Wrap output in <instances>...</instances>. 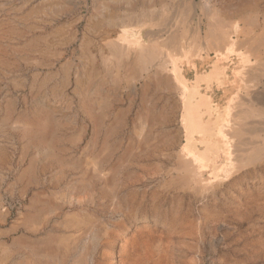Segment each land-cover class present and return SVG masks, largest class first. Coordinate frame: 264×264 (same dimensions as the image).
I'll use <instances>...</instances> for the list:
<instances>
[{
	"label": "rangeland",
	"instance_id": "374dc122",
	"mask_svg": "<svg viewBox=\"0 0 264 264\" xmlns=\"http://www.w3.org/2000/svg\"><path fill=\"white\" fill-rule=\"evenodd\" d=\"M96 1L0 0V208L18 190L32 205L14 224L31 215L36 238L55 235L83 264H264V118L230 119L226 106L225 148L201 163L159 71L178 59L181 35L168 34V56L154 38L126 55L115 34H92L106 27L90 18ZM144 1L163 6L168 31L191 29L194 16L201 66L210 29L224 33L217 47L230 31L215 10L242 17L264 74V0ZM149 56L155 84L130 86V64Z\"/></svg>",
	"mask_w": 264,
	"mask_h": 264
},
{
	"label": "crops",
	"instance_id": "0c3cea01",
	"mask_svg": "<svg viewBox=\"0 0 264 264\" xmlns=\"http://www.w3.org/2000/svg\"><path fill=\"white\" fill-rule=\"evenodd\" d=\"M219 10L220 12H218ZM219 10H215L218 14H215L218 17L215 21L227 26L230 31L224 45L217 47L214 42V44H211V40L213 41L218 37L224 38V33L220 30L210 29L207 35L210 39V50L208 53L209 58L206 59V66H201L200 60L195 58L199 49L197 40L199 41L201 29L199 23L197 25L194 23V16L191 29L184 30L179 27L177 30L168 31V16L163 6L157 7L150 3L146 5L144 0H104L103 3L102 1L94 3L90 18L92 22L102 18L105 19L104 24L106 23V27L102 31H93L92 34H98L99 38L102 36L104 38L111 37V35L101 36L100 34H115L113 38H115L118 49L130 56L149 52L147 48L151 47L152 38L156 40L157 45H160L164 55L167 54L168 56L169 46L168 39H166L168 34L181 35L183 43L177 47L176 52H170L178 58L175 72L168 62L163 63L159 71L177 93L178 117L184 134L185 111L187 112L190 106H195L196 103L193 102L196 100L194 101V99L196 98L199 101L200 98L202 99V94L205 97V100H202L209 106H227L229 108L228 118L230 119L232 117L234 120L239 121L245 119V123L248 124L249 119L254 120L252 123L255 121L259 123L260 119L263 120L264 118V94L260 91L261 86H259V81L263 83L264 74L258 59L259 47H250L246 41H243V36L247 35L245 34L247 27L242 17L237 18L226 15L223 9L220 8ZM190 37L192 38V44L186 46L185 38ZM260 51L262 52V49ZM150 59V56L144 59L142 65L132 66L133 63L130 64V70L135 72V79L131 80L129 78L128 84L130 86L137 83L141 85L140 80L143 81L145 87H151L155 84L154 73H158V69L153 70ZM214 61L221 68L222 73L220 74L223 75L222 77L220 74L217 75L215 77L217 80L207 79L204 74L211 69ZM179 65L181 66L179 67ZM196 76L199 77V80ZM251 87L253 90L249 89ZM192 91H195L196 94H193ZM249 91L251 92L250 95ZM161 95L163 96L162 93ZM202 107V109L205 108ZM206 115L203 114L202 118ZM238 125H241V122ZM21 170L24 172L26 169L23 167ZM31 205V202L28 203L24 210L26 209V212L30 210ZM5 218L6 214L2 203L0 223H3ZM60 225L65 226V224ZM36 232V225L29 214L25 216L24 222L19 225L1 224L0 264H83L82 257L81 259L71 257L66 248H64L63 254L60 253L62 246L55 244V242L61 240L55 235H45L44 238L38 239L34 236ZM50 236L52 240H55L53 241L54 245L49 243ZM37 240L43 242V245L36 246ZM37 252L43 254L39 257Z\"/></svg>",
	"mask_w": 264,
	"mask_h": 264
},
{
	"label": "bare ground",
	"instance_id": "6f19581e",
	"mask_svg": "<svg viewBox=\"0 0 264 264\" xmlns=\"http://www.w3.org/2000/svg\"><path fill=\"white\" fill-rule=\"evenodd\" d=\"M147 56H148V54H147ZM177 60L178 59L171 60L172 65H173L172 70H174V72H175V66H176ZM180 66L181 65H179V67ZM220 73H222L221 68L216 63V61H214L211 69H209V71L206 72L204 74V76L207 79L217 80L215 77L217 75H219ZM224 73H226V72H224ZM197 75H198V73H197ZM199 75H200V73H199ZM222 75H221V77H222ZM196 78L199 80V77L196 76ZM183 79H185V78H183ZM219 79H220V77H219ZM192 80H194V79H192ZM222 82H224V81H222ZM194 84H195V82H194ZM193 90H194V88H193ZM192 93L194 94L195 91L194 92L192 91ZM195 96H197V95H195ZM200 96H201V94H200ZM201 97L203 100H205L204 99L205 97H203V94ZM207 98H209V97H207ZM200 99H199V101H200ZM202 99L199 102L195 98L194 101L195 100L196 101L193 103H196V105L193 107L190 106V108L187 109V112L185 111L186 117L183 120L184 121V123H183L184 141H185L184 142V148L193 157L199 159V161H201V163L213 164L215 158L219 155L220 150L221 149L223 150L225 148V143L219 139L218 128H219V125L222 122V120L226 114L227 108H226V106H223L221 111L218 112L219 114L218 113H217L218 115L216 114L217 117H212V113H213V110L215 109V106H209V104L207 105V103L205 101H203ZM197 103H199V104H197ZM189 105H190V103H189ZM202 106H204L205 108L202 109L203 108ZM216 111H218V110H216ZM203 114H207L206 117L202 118ZM196 136H198V138H196ZM217 140H219V141H217ZM200 143H202L201 148H200V146H198V144H200ZM225 157H226V155H225ZM217 168H218V165H216L213 169L216 171ZM39 251L44 252L43 250H39ZM37 254L40 257L43 253L37 252Z\"/></svg>",
	"mask_w": 264,
	"mask_h": 264
},
{
	"label": "built area",
	"instance_id": "2783aa9c",
	"mask_svg": "<svg viewBox=\"0 0 264 264\" xmlns=\"http://www.w3.org/2000/svg\"><path fill=\"white\" fill-rule=\"evenodd\" d=\"M26 206V197L18 190L5 192L3 196V210L8 224L16 223Z\"/></svg>",
	"mask_w": 264,
	"mask_h": 264
}]
</instances>
